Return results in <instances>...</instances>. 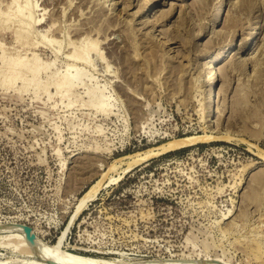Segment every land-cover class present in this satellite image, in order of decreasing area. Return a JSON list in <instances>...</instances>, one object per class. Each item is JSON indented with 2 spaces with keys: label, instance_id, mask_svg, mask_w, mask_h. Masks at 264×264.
<instances>
[{
  "label": "rangeland",
  "instance_id": "1",
  "mask_svg": "<svg viewBox=\"0 0 264 264\" xmlns=\"http://www.w3.org/2000/svg\"><path fill=\"white\" fill-rule=\"evenodd\" d=\"M263 153L264 0H0V227L115 264H264ZM7 238L0 262L49 264Z\"/></svg>",
  "mask_w": 264,
  "mask_h": 264
},
{
  "label": "bare ground",
  "instance_id": "2",
  "mask_svg": "<svg viewBox=\"0 0 264 264\" xmlns=\"http://www.w3.org/2000/svg\"><path fill=\"white\" fill-rule=\"evenodd\" d=\"M145 1H147V0H145ZM9 2H10V5H11V4H14L15 0H9ZM25 5H23V6H25ZM226 7H227V4H225V7H224V2H221V3L219 2V6H217V8H215V9H213V11L212 10L210 11L211 12V23L212 24H215L218 20L222 19V17L224 16V12H226ZM19 11H21V10L20 9L17 10V12H19ZM18 14H20V12ZM4 21H2V22H4ZM219 35L220 34H218V36ZM222 39H223L222 40V43L221 42L220 43L221 44L227 43V46L225 48H223L222 50H220L219 52H217L215 55H213L211 57V59L209 60V62L207 64V67H206V71H205V74L206 75H205V80L203 82L202 87H205V88H209L210 87V88H212L213 84H216L218 82L219 78H220V76H219L220 75L219 74L220 72L218 73V69L220 68L219 64L228 57L229 49L232 47V44H233L230 41L228 42V38H226V37H223ZM92 45H95V44L93 43ZM92 45H91V47H93ZM82 56H84V55H82ZM80 57L81 56L79 55V56H77L76 59H79ZM82 59L83 58L81 57V60ZM247 60H249V59H247ZM20 64H22L20 61H18V60L17 61H14L13 62V68L19 66ZM38 71H39V66L35 69L34 74H37ZM68 78H69V76L66 75L59 82V84L57 85V94L60 93L61 87H63L67 83ZM14 79H15L14 77H11L9 79V82L13 81ZM24 80H25V78H23V81ZM92 90H89L88 91V94L89 95H91L92 93H94ZM211 107L212 106H209V108L207 110V113H205V115L207 114L209 116V113H218L219 112V110L216 108V106L215 107L213 106L212 108ZM98 110H100L101 112H107V106L104 104L101 107H98ZM211 139H212V136H210V135H193V136H187V137H184V138L174 139V140H172L170 142L165 143L164 145H160L158 148H156L155 151H157V152L162 151L163 152V151L173 150V149H177V148H181V147L191 146V145L197 144L199 142L209 141ZM213 140H214V138H213ZM154 154H156V153H154ZM145 155H146L145 157L147 158L148 153H145ZM257 155H259V154H257ZM132 156H129V157L132 158ZM134 159L136 160L137 158H134ZM118 161L122 163V159L121 160H118ZM139 161H142V160H139ZM114 166H116V165H114ZM112 169H114V168H112ZM92 188H94V187H92ZM90 191H91V188L88 191V193L86 191V194L84 195L85 198L83 200V203H82V205L80 207H78L79 209H77V213H76L77 215H78L79 211L82 210L83 207H85L87 198H88L89 195H91L90 194ZM13 225L14 224L9 225L7 227L6 226H1L0 227V231H3V232L6 231L10 235V238L4 239V240H2V242L5 245H12V247H15V248H21L23 246H27V249H28L27 253L34 254L35 256L37 255V256L43 258L44 260H46V262H48L49 264H115L114 261H111V260H104V259H101V258H95V257L93 258V257H89V256L88 257L87 256L84 257V256H79V255H75L73 253H69V252L60 250L57 246H49L45 242L40 241V239L38 237H37V240H36V244L34 246H32V245H30L27 242V240H26V238H25V236H24V234L22 232V228L14 227ZM9 261L10 260H6V261H3V262L1 261L0 264H7ZM19 262H21V261H19ZM157 263H161V262H158V261H148V262H140V263H135V264H157ZM192 263H194V261ZM263 263H264V261H263ZM119 264H130V263H119ZM171 264H174V263H171ZM176 264H178V263H176ZM197 264H209V263L207 262V260H205V261H201V262L199 261V263H197Z\"/></svg>",
  "mask_w": 264,
  "mask_h": 264
},
{
  "label": "water",
  "instance_id": "3",
  "mask_svg": "<svg viewBox=\"0 0 264 264\" xmlns=\"http://www.w3.org/2000/svg\"><path fill=\"white\" fill-rule=\"evenodd\" d=\"M14 227L22 228V232L27 240V242L34 246L36 244L37 236L31 226L25 224H14Z\"/></svg>",
  "mask_w": 264,
  "mask_h": 264
}]
</instances>
